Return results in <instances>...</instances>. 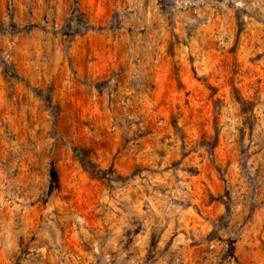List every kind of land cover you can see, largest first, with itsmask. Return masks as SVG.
<instances>
[{
	"label": "rangeland",
	"instance_id": "rangeland-1",
	"mask_svg": "<svg viewBox=\"0 0 264 264\" xmlns=\"http://www.w3.org/2000/svg\"><path fill=\"white\" fill-rule=\"evenodd\" d=\"M0 264H264V0H0Z\"/></svg>",
	"mask_w": 264,
	"mask_h": 264
},
{
	"label": "trees",
	"instance_id": "trees-1",
	"mask_svg": "<svg viewBox=\"0 0 264 264\" xmlns=\"http://www.w3.org/2000/svg\"><path fill=\"white\" fill-rule=\"evenodd\" d=\"M73 152L84 169L90 171L95 175L104 176L105 170H102L100 167H98V165L90 157L89 151L86 148L81 146H74Z\"/></svg>",
	"mask_w": 264,
	"mask_h": 264
}]
</instances>
